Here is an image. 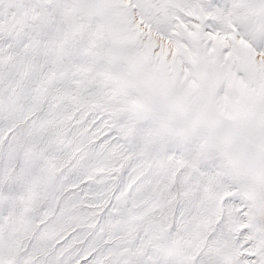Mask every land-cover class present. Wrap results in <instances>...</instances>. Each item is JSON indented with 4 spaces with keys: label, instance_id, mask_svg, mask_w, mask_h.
<instances>
[{
    "label": "snow or ice",
    "instance_id": "6c2138e0",
    "mask_svg": "<svg viewBox=\"0 0 264 264\" xmlns=\"http://www.w3.org/2000/svg\"><path fill=\"white\" fill-rule=\"evenodd\" d=\"M0 264H264V0H0Z\"/></svg>",
    "mask_w": 264,
    "mask_h": 264
}]
</instances>
